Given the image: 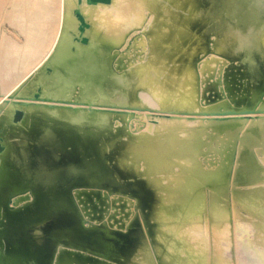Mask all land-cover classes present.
<instances>
[{
	"label": "rangeland",
	"instance_id": "374dc122",
	"mask_svg": "<svg viewBox=\"0 0 264 264\" xmlns=\"http://www.w3.org/2000/svg\"><path fill=\"white\" fill-rule=\"evenodd\" d=\"M49 1L55 11L46 48H32L31 58L22 49L16 57L29 56L33 72L18 71L16 81L0 76V109L5 105L9 118L21 111L22 126L34 111L39 125L28 131L57 140L63 157L47 163L49 176L38 174L32 137V154L22 151L18 165L8 166L2 189L11 188L6 205L14 217L0 225V247L13 254L7 263L35 264L40 257L45 264H264V0H229L222 7L216 6L223 0H212L198 11L181 0ZM75 9L88 23L87 44L74 38ZM11 15H0V29L25 49V32L37 39L38 28L23 18L29 23L20 30ZM97 35L105 53L87 56ZM246 39L255 41L247 60L237 52ZM32 82L38 99L15 97ZM49 124L53 135L40 130ZM22 138L17 145L25 150ZM197 195V209L190 210ZM37 208L46 209L43 221ZM21 248L29 254L18 255Z\"/></svg>",
	"mask_w": 264,
	"mask_h": 264
},
{
	"label": "bare ground",
	"instance_id": "6f19581e",
	"mask_svg": "<svg viewBox=\"0 0 264 264\" xmlns=\"http://www.w3.org/2000/svg\"><path fill=\"white\" fill-rule=\"evenodd\" d=\"M88 1V0H87ZM229 0H223V1H220L219 2V4H217V6L216 7H222V6H224L227 2H228ZM89 2V1H88ZM212 2V0H181L180 1V4L183 6V7H185L188 11H198V10H202V9H205V8H208V7H212L213 5V3H211ZM239 2H244V0H242V1H239ZM253 9V12L254 13H258V12H260L261 11V8H256V7H252ZM264 9V8H263ZM51 11H55V4H53V3H51L49 0H0V15L1 14H3L4 12L7 14V12H10V14H12L11 16H10V18H11V21H12V23L14 24V25H17V27H19V29L21 30L22 28L24 29V27H23V24H25V23H29L30 22V25H31V27H34V28H38V36H37V39H36V36H35V38H34V36H33V32H29V31H27V32H25V36H26V39H29V41L27 40V43H26V46H25V49L24 48H22L21 46H19L18 45V42L19 41H17L14 37H12V36H7V34H6V32H4L3 30H1L0 29V76L1 75H3V78L2 79H4V80H6V79H8L9 77L8 76H10L11 78H12V80H15L16 81V73L18 72V71H24V72H29V71H31V72H33V67H32V61L30 62L29 60H27V58H29V56H27L26 55V57L27 58H22L23 60L21 61V60H17V56H19L20 54H22V49L23 50H29V51H26V53L25 54H28V55H31L30 56V58L32 57V53H30L31 51L30 50H32V48H34L33 49V51H35V52H39V53H42V51H44V49L46 48V40L47 39H49L50 38V36H51V32H50V26L52 25H50L49 26V23L50 22H53V21H51L50 19H51V17H50V12ZM79 15L82 17V21L80 20V17H79ZM4 16V15H3ZM74 16H75V18L79 21L78 22V25H77V30H78V34L76 35V37H74V38H76V40L77 41H79L80 43H82V44H87L88 43V38H87V36L86 35H83V32H84V28L85 27H87L88 26V23L84 20V18H83V15L77 10V9H75L74 10ZM23 18L24 19H26V20H28L29 22H25V20L24 21H22L23 20ZM173 18H175V17H173ZM20 19H22L21 21H20ZM155 19H157V16H155ZM155 21H157V20H155ZM23 22H25V23H23ZM27 26V25H26ZM48 26H49V28H48ZM31 27L29 28V30L31 29ZM39 27H40V29H39ZM26 31V30H25ZM37 32V31H36ZM37 35V34H36ZM100 36L99 35H97V36H93L92 37V42H90V46L89 47H87L86 49H85V53L87 54V56H89V55H92V54H94L95 53V51L97 52V51H100V49L102 48V51H103V46L100 44ZM24 44V43H23ZM21 45V44H20ZM34 45H35V47H34ZM23 46V45H22ZM104 47H106V46H104ZM36 49V50H35ZM64 50V49H63ZM106 50V49H105ZM104 50V51H105ZM100 52V53H105L104 51L103 52ZM34 52V53H35ZM63 52V51H62ZM58 53H59V50H58ZM57 52L55 53V54H58ZM96 54V53H95ZM94 54V55H95ZM35 55V54H34ZM56 56V55H55ZM59 56V55H58ZM102 55L100 54V56H98L97 57V60H98V58L99 57H101ZM17 57V58H16ZM20 57V56H19ZM22 57V56H21ZM92 57V56H91ZM94 58V60H95V56H93ZM105 57V56H104ZM103 58V57H102ZM33 59V58H32ZM58 59V58H57ZM63 59V58H62ZM92 59V58H91ZM105 59V58H104ZM103 59V60H104ZM29 61V62H27V64H26V62H24V61ZM35 60V59H34ZM60 60V59H59ZM86 60H88V62H89V59L87 58ZM103 60H99L100 62L101 61H103ZM91 61H93V60H90V63H91ZM99 61H97V62H99ZM59 62H61V61H59ZM88 62H87V64H88ZM64 63H65V61H64ZM63 64V63H62ZM93 64V63H92ZM95 64V63H94ZM254 63L252 62V65H253ZM96 65V64H95ZM90 66V65H89ZM92 66V68H91V70L93 71V65H91ZM108 67V66H107ZM46 68V67H45ZM48 69H51L50 67H47ZM90 68V67H89ZM95 69H96V67H94ZM90 70V71H91ZM95 72V71H94ZM96 74V73H95ZM104 74H106V73H104ZM27 75H29V73L27 74ZM89 75V74H88ZM92 76L94 75V74H91ZM103 75V74H102ZM100 76V78L102 77V79H103V77H105V75H103V76ZM110 75V74H109ZM4 76H6V77H8V78H4ZM97 77V76H96ZM107 77H109V76H106V78ZM106 78H104V80L103 81H105V79ZM114 78V77H113ZM92 79H94V78H92ZM99 79V78H98ZM116 80V79H115ZM92 81V80H91ZM102 81V82H103ZM114 81V80H113ZM97 82V81H96ZM99 82V81H98ZM97 82V83H98ZM101 82V83H102ZM109 83V82H108ZM114 83V82H113ZM0 84L2 85V82L0 81ZM32 84L33 85H30V84H27L25 87L27 88V90H25L24 92L23 91H16L15 93H17V94H15L14 93V95H15V97H23V98H28V99H38L40 96H39V90H38V88L36 89V87H35V83L34 82H32ZM99 84V83H98ZM110 84V83H109ZM111 84H112V82H111ZM0 85V86H1ZM25 85V84H24ZM24 85H22V87L24 86ZM115 85V84H114ZM113 85V86H114ZM12 86H17V84L16 83H12ZM87 87V86H86ZM88 87H90V85L88 86ZM19 89H21V87L19 88ZM14 90V89H13ZM90 91V90H89ZM2 106V105H1ZM5 106V105H4ZM3 106V107H4ZM1 108L0 109V121H1V123H2V127H3V129H2V131H1V140H0V171H3V174L5 175L4 177H2L1 176V178H0V225H1V228L3 227L4 228V221L5 220H8V221H10V220H12L13 219V217H14V213H13V211L11 212L10 211V213L8 212V206L6 205V198H7V195H8V193L9 192H11V191H8V190H10V189H8L7 188V190H5V188H4V190L2 189V182L4 181V179L5 178H7V179H9V168H8V166L9 167H11V165H13V167H15L16 165H18V163L20 162V158L22 157V156H24L25 154L24 153H22V151H24V152H27V153H29V152H31V150H32V148H33V145H34V143H31V142H29L30 140V137H28V139H27V137H26V139H25V141H26V144H24V148H25V150L23 149V148H21V146H19V145H17V143H19L20 141H22V137L20 136V135H17V134H19V133H26V134H29V132L30 131H28V129H29V127L30 126H33L32 125V121H35L34 120V117H33V115L35 114V112L34 111H32V112H30V118H29V122L26 124V126H22L21 124H20V118H21V113H20V116L19 117H17V118H15V117H13V116H10V118L8 117V116H6L7 115V113L4 111V110H7L5 107L4 108ZM17 111H19V110H17ZM16 111V112H17ZM21 112V111H20ZM42 123V122H41ZM45 124H47L46 122H44ZM44 126L45 125H43L42 127L44 128ZM49 127L51 128V126H50V124H49ZM52 127H54V126H52ZM55 128V127H54ZM42 128L40 127V130H41ZM43 130V129H42ZM41 130V131H42ZM42 133H43V131H42ZM43 135V134H42ZM41 135V136H42ZM51 135H53V134H51ZM50 136V135H49ZM32 137H33V135H32ZM48 137V136H47ZM25 138V137H24ZM49 138V137H48ZM54 138V137H53ZM47 139V138H46ZM64 139V138H63ZM32 140V139H31ZM46 141V140H45ZM66 141V140H65ZM63 144H64V142H63ZM59 145V144H58ZM61 145V144H60ZM64 146H66V145H64ZM31 154H32V152H31ZM27 164V163H26ZM33 165V164H32ZM28 166V165H27ZM12 168V167H11ZM67 168V167H66ZM6 170V171H5ZM61 171V170H60ZM2 174V173H1ZM2 174V175H3ZM22 174V173H21ZM11 176H12V174H11ZM17 177V176H16ZM78 177V176H77ZM32 178V177H31ZM22 179V178H21ZM34 179V178H33ZM13 180V179H12ZM14 180H17V178H15ZM18 181V180H17ZM51 181V180H50ZM4 182H6V181H4ZM11 182V181H10ZM24 182V181H23ZM33 182V181H32ZM58 182V181H57ZM11 184V183H10ZM14 184H15V182H14ZM13 184V185H14ZM23 184V183H22ZM35 184V183H34ZM54 184V183H53ZM56 184V183H55ZM62 185H63V182H62ZM49 186V185H48ZM64 186V185H63ZM14 187V186H13ZM21 186H20V184L17 182V189H19ZM52 187V186H51ZM57 187H59V185L57 186ZM37 188V187H36ZM56 188V187H55ZM64 189V188H63ZM63 189H61L60 188V190H63ZM41 190H43L42 188H41ZM58 190V189H57ZM41 192V191H40ZM46 192H48V189L46 190ZM52 192V191H51ZM54 192V191H53ZM14 193V192H13ZM35 193H36V191H35ZM50 193V192H49ZM55 193H56V191H55ZM54 193V194H55ZM57 193H58V191H57ZM36 194H38V193H36ZM36 194H34V195H36ZM63 194H64V192H63ZM53 195V194H52ZM51 195V196H52ZM61 195H62V193H61ZM39 196H41V195H39ZM38 196V197H39ZM42 197V196H41ZM44 197V196H43ZM64 197V196H63ZM48 198V197H47ZM46 198V199H47ZM51 198V197H50ZM49 198V199H50ZM53 198H56V196L55 197H53ZM69 198V197H68ZM198 198H199V196L197 195V196H195L194 198H192V201L189 203V208H190V210H195V209H197V204H198ZM8 199V198H7ZM15 199H17V198H15ZM14 199V200H15ZM41 199V198H40ZM52 199V198H51ZM59 198H57V200H58ZM64 199H65V197H64ZM67 199V198H66ZM56 200V199H55ZM54 200V201H55ZM62 200V199H61ZM16 201V200H15ZM40 201V200H39ZM47 201V200H46ZM64 201V200H63ZM66 201V200H65ZM11 202H13V204H14V201H11ZM43 202H44V200H43ZM50 202V201H49ZM59 202V201H58ZM43 204V203H42ZM51 204H52V202H51ZM66 204V203H65ZM53 205V204H52ZM55 205V204H54ZM36 206V205H35ZM40 206H42V205H40ZM45 206V205H44ZM43 206V207H44ZM61 206H62V204H61ZM60 206V207H61ZM37 207H39V206H37ZM47 207V206H46ZM49 207V206H48ZM52 207V206H51ZM65 207H67L66 205H65ZM35 208V207H34ZM59 208V207H58ZM63 208V207H62ZM10 209V208H9ZM61 209V208H60ZM35 210V209H34ZM43 210H45L46 211V209L45 208H37V212H40L41 213V211H43ZM59 210V209H58ZM63 211V210H62ZM26 212V211H25ZM59 212V211H58ZM60 213H62V212H60ZM59 213V214H60ZM68 213H72L71 211H69ZM68 213H66V214H68ZM46 214H47V212H43V213H41V214H38V216L40 217L39 219H41V221H43V219H44V217L46 216ZM58 214V213H57ZM65 215V214H64ZM63 215V216H64ZM37 216V215H36ZM66 216H69V215H66ZM23 217V216H22ZM29 217V216H28ZM66 218V217H65ZM5 219V220H4ZM22 219V218H21ZM24 219V218H23ZM25 219H27V218H25ZM31 219H33V218H31ZM39 219H37V220H39ZM61 219V218H60ZM68 219V218H67ZM72 219V218H71ZM63 220V219H62ZM75 220V219H74ZM73 220V221H74ZM17 221V220H16ZM30 221H33V220H30ZM65 221H67V220H65ZM76 221V220H75ZM18 222V221H17ZM68 222V221H67ZM15 223V222H14ZM27 223V222H26ZM32 223V222H31ZM71 223V222H70ZM64 224V223H63ZM8 225V224H7ZM22 225H26V224H22ZM31 225V224H30ZM65 225V224H64ZM6 227H8V226H6ZM12 227V226H11ZM22 227V226H21ZM32 227V226H31ZM60 227V226H59ZM64 227V226H63ZM1 228H0V233H1ZM67 228V227H66ZM70 228V227H69ZM20 229V228H19ZM14 230V229H13ZM16 231V230H15ZM18 231V230H17ZM96 231V230H95ZM97 232V231H96ZM11 233V232H10ZM92 233L94 234V232L92 231ZM187 232H185V234H186ZM2 234V233H1ZM13 234V233H12ZM83 234V233H82ZM87 234V233H86ZM97 234V233H96ZM106 234V233H105ZM188 234V233H187ZM85 235V234H84ZM17 236V235H16ZM20 236V235H19ZM18 236V237H19ZM92 236V235H91ZM104 236V235H103ZM0 237H1V235H0ZM14 237V236H13ZM33 237V236H32ZM93 237H95V236H93ZM106 237V236H105ZM16 238V237H15ZM21 238V237H20ZM82 238V237H81ZM91 238V237H90ZM97 238V237H96ZM102 238V237H101ZM137 238V237H136ZM27 239V238H26ZM33 239V238H32ZM49 239V238H48ZM83 239H85L84 237H83ZM98 239H99V237H98ZM97 239V240H98ZM114 239V238H113ZM121 239H123V238H121ZM21 240V239H20ZM34 240V239H33ZM36 240V239H35ZM79 240V239H78ZM90 240V239H89ZM94 240H95V238H94ZM96 240V241H97ZM102 240H103V238H102ZM0 241L2 242L3 240H1L0 239ZM10 241V240H9ZM93 241V240H92ZM95 241V242H96ZM128 241V240H127ZM194 241V240H193ZM226 240L224 239V241L223 242H225ZM11 242V241H10ZM33 242V241H32ZM31 242V243H32ZM37 242V241H36ZM41 242H43V240L42 241H40L39 240V242L38 243H41ZM47 242H49V241H47ZM95 242H94V244H95ZM110 242V241H109ZM118 242V241H117ZM137 242V241H136ZM196 242V241H195ZM194 242V243H195ZM219 242H222V239H220V241ZM30 243V244H31ZM44 243V242H43ZM51 243V242H50ZM97 243V242H96ZM100 243V242H99ZM101 243H104V242H101ZM106 243H108V242H106ZM1 244V243H0ZM15 244V243H14ZM92 244V243H91ZM120 244V243H119ZM122 244V243H121ZM130 244V243H129ZM128 244V245H129ZM133 244H134V242H133ZM189 244H191V243H189ZM225 244V243H224ZM16 245V244H15ZM97 245V244H96ZM126 245V244H125ZM132 245V244H131ZM195 245V244H194ZM191 246V247H195V246ZM220 245H223V244H221L220 243ZM2 246V245H1ZM8 246V245H7ZM18 246V245H17ZM21 246V245H20ZM27 246V245H26ZM31 246V245H30ZM29 246V247H30ZM95 246V245H94ZM98 246V245H97ZM111 246L112 245H110L109 246V248H111ZM116 246V245H115ZM121 246V245H120ZM200 247H202L201 245H199ZM4 247V246H3ZM9 247V246H8ZM14 247V246H13ZM32 247V246H31ZM101 247V246H100ZM106 247V246H105ZM114 247V246H113ZM112 247V248H113ZM122 247V246H121ZM120 247V248H121ZM125 247V246H124ZM130 247V246H129ZM128 247V248H129ZM187 247H188V245H187ZM190 246L188 247V248H191ZM200 247H197V248H200ZM26 248V247H25ZM44 248V247H43ZM118 248V247H117ZM127 248V249H128ZM204 248V247H203ZM5 247L2 249L1 247H0V264H6L8 261H9V257H12V255L13 254H11L10 253V251H6L8 254H5ZM29 249V248H28ZM100 249V248H99ZM122 249H123V247H122ZM126 249V248H125ZM130 249L132 250V248L130 247ZM191 249H193V248H191ZM9 250V249H8ZM12 250V249H11ZM19 250V249H18ZM34 250V249H33ZM37 250V249H36ZM40 250V249H39ZM119 250V249H118ZM197 250V249H196ZM199 250V249H198ZM200 250H201V248H200ZM199 250V251H200ZM204 251L206 250V249H203ZM16 251V250H15ZM47 251V250H46ZM202 251V250H201ZM30 252V251H29ZM42 251H40L39 253H41ZM47 252H49V251H47ZM105 252V251H104ZM120 252H122V251H120ZM127 252V251H126ZM37 253V252H36ZM38 253V254H39ZM46 253V252H45ZM107 253H108V251H107ZM110 253V252H109ZM131 253V252H130ZM194 253H195V251H194ZM198 253V252H197ZM196 253V254H197ZM204 253V252H203ZM15 254H16V252H15ZM21 254V256H26V255H28L29 253H28V250H24L23 248H21L20 249V251H19V253H18V255H20ZM112 254V253H111ZM127 254H128V252L127 253H125V254H121L122 256L123 255H126L127 256ZM30 255H31V257H32V255L35 257V255H34V251H31V253H30ZM49 255V254H48ZM77 255H78V253H77ZM82 258H84L81 254H79ZM108 255H110V254H108ZM119 254H117V256H118ZM130 255V254H129ZM198 255V254H197ZM201 255V254H200ZM204 255V254H203ZM205 255H206V253H205ZM204 255V256H205ZM40 256H41V254H40ZM58 256V255H57ZM76 256V255H75ZM86 256V255H85ZM112 256V255H111ZM114 256H115V254H114ZM28 257V256H27ZM42 257V256H41ZM48 257V256H47ZM68 257H70L69 255H68ZM74 257V256H73ZM88 257V256H87ZM90 257V256H89ZM16 258V257H15ZM36 258V260L35 261H38L37 262V264H42V263H44L43 262V260L42 259H39L40 257H38V260H37V257H35ZM35 258H33V259H35ZM43 258V257H42ZM98 258V257H97ZM115 258L116 257H114L113 259L115 260ZM123 258V257H122ZM127 258V257H126ZM125 258V259H126ZM11 259V258H10ZM25 259V258H24ZM56 259V258H55ZM71 259V258H70ZM79 259V258H78ZM101 259V258H100ZM103 259V258H102ZM110 259V258H109ZM128 259H129V256H128ZM128 259H127V261H128ZM22 260V259H21ZM57 260V259H56ZM83 260V259H82ZM99 260V259H98ZM133 260V259H132ZM11 261H13L14 262V260H11ZM24 261V260H23ZM34 261V263L36 264V262ZM60 261H61V259H60ZM68 261V260H67ZM77 261V260H76ZM75 261V262H76ZM88 261V259H86V262ZM107 261V260H106ZM123 260H121V262H122ZM29 262V261H28ZM48 262V261H47ZM55 262V261H54ZM57 262V261H56ZM79 262H81V261H79ZM96 261H94V263H95ZM99 262V261H98ZM123 262H125V261H123ZM60 263V262H59ZM82 263V262H81ZM7 264H9V263H7ZM14 264H18V262H17V260L15 261V263ZM45 264V263H44ZM48 264V263H47ZM78 264V263H77ZM83 264V263H82ZM88 264H90V263H88ZM92 264V263H91ZM104 264V263H103Z\"/></svg>",
	"mask_w": 264,
	"mask_h": 264
},
{
	"label": "water",
	"instance_id": "95a60500",
	"mask_svg": "<svg viewBox=\"0 0 264 264\" xmlns=\"http://www.w3.org/2000/svg\"><path fill=\"white\" fill-rule=\"evenodd\" d=\"M89 2H97V1H104V2H107V1H109V0H88ZM230 1H232V0H230ZM235 2H236V0H234ZM236 4H237V2H236ZM79 17H80V20L82 21V17L79 15ZM250 40V41H249ZM248 41V42H247ZM244 43H245V45H243V46H241V47H239L240 49H238V54H239V57H244L246 60L247 59H250L251 57L253 58V56H254V54H255V49L252 47V45L254 44L255 45V41H253L252 39H246L245 41H244ZM247 44V45H246ZM254 47H256V46H254ZM20 116V111H17V112H15V114H14V117L15 118H17V117H19ZM32 123V125L33 126H35V127H38V125H39V123L38 124H36V122L35 121H32L31 122ZM42 125V124H41ZM45 127H47V129L49 130H44L43 128V132L45 131V133H46V135H48V133H50V134H53V133H51L52 132V128H49V126H46L45 125ZM32 129H35L34 127H31V131L29 132V134H26V133H19V134H17V135H20L21 137H27V139H28V137H30V141L29 142H31L32 140V135L31 134H34L35 132H33V130ZM36 130V129H35ZM36 134H37V136L33 139L34 141V143H35V145H34V147L35 148H37L38 149V151H39V154H40V156L38 157V161H41V164H42V169H41V172H37L38 174H40V175H44V176H49V174H50V171L48 170V165H47V163H49L53 158H54V160L55 159H58V161H61V159H62V157H63V155H61L60 153L59 154H57V152H56V150L57 149H59V151L61 152V151H63V149L60 147V146H57L56 147V142H57V140H55V139H48L47 138V140L46 141H44L45 140V137L44 136H41L40 137V134L38 133V132H36ZM41 141V142H40ZM32 143V142H31ZM110 148V150H108V155H114L116 152L114 151V146H113V142H112V144H110V146H109ZM57 148V149H56ZM54 150H55V152H54ZM92 150H90V152H91ZM114 152V153H113ZM74 153H76V151L74 152ZM38 153H36V155H37ZM52 155V156H51ZM108 155H106L107 157H108ZM60 159V160H59ZM74 159H78V158H74ZM42 160H43V162H42ZM104 160H105V162H106V157L104 158ZM28 161V160H27ZM31 161V160H30ZM76 163V162H75ZM99 164L102 166H105L104 165V163H103V161H102V159H100V161H99ZM106 164V163H105ZM71 167H69V168H71L72 169V167L73 168H77V166H75V165H70ZM113 169L114 170H116L117 172H123V176L126 174V172L124 171V169H120V168H118V167H115V166H113ZM77 174V169H74V172H69V174L68 173H66V174H64L60 179H59V181H58V183H57V185H59V186H61V183L63 182V181H66V180H69V179H72V177H74L75 175ZM98 177H100V174L98 175ZM60 183V184H59ZM136 187V186H135ZM42 194V193H41ZM143 196H144V198H145V195L143 194ZM145 201V200H144ZM17 215V214H16ZM18 216V215H17ZM16 217V216H15ZM59 230V233L61 232L65 237H67L68 239H74V240H76V236L75 235H73V234H71V233H66V232H64V231H62L61 229H58ZM67 231V230H66Z\"/></svg>",
	"mask_w": 264,
	"mask_h": 264
}]
</instances>
